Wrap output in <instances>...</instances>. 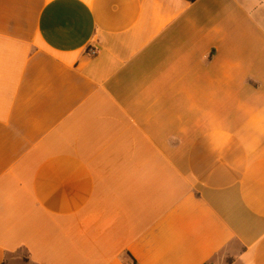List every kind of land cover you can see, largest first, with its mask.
Listing matches in <instances>:
<instances>
[{"label":"crops","instance_id":"1","mask_svg":"<svg viewBox=\"0 0 264 264\" xmlns=\"http://www.w3.org/2000/svg\"><path fill=\"white\" fill-rule=\"evenodd\" d=\"M128 253L264 264V0H0V264Z\"/></svg>","mask_w":264,"mask_h":264},{"label":"trees","instance_id":"2","mask_svg":"<svg viewBox=\"0 0 264 264\" xmlns=\"http://www.w3.org/2000/svg\"><path fill=\"white\" fill-rule=\"evenodd\" d=\"M124 260H125V262H126L127 264H137L136 260H135V259L131 256V254H129V253L126 255V257H125ZM234 261H235V260H234L233 257H227V259H226L227 264H232ZM207 264H214V262L211 261V262H209V263H207Z\"/></svg>","mask_w":264,"mask_h":264},{"label":"built area","instance_id":"3","mask_svg":"<svg viewBox=\"0 0 264 264\" xmlns=\"http://www.w3.org/2000/svg\"><path fill=\"white\" fill-rule=\"evenodd\" d=\"M100 50L98 48L95 47H88L87 48V53L91 56V57H95L99 54Z\"/></svg>","mask_w":264,"mask_h":264}]
</instances>
